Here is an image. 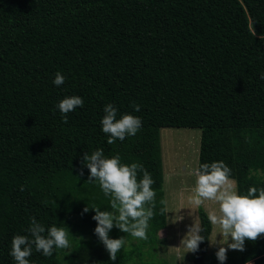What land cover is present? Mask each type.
<instances>
[{
    "label": "trees",
    "instance_id": "1",
    "mask_svg": "<svg viewBox=\"0 0 264 264\" xmlns=\"http://www.w3.org/2000/svg\"><path fill=\"white\" fill-rule=\"evenodd\" d=\"M57 71L59 87L51 83ZM259 72L264 0H0V264H13L10 241L27 234L33 217L67 227L69 247L49 257L33 249L30 264H154L149 250L166 226L161 128L199 129L196 169L223 161L239 194L264 188ZM65 95L84 101L66 122L53 111ZM106 103L117 117L141 118L134 136L107 143ZM97 148L142 165L153 180L146 238L113 227L110 238L125 239L115 261L93 233V207L117 212L83 166ZM197 216L204 240L192 257L200 264L212 225L202 208ZM239 255L242 264H264V234Z\"/></svg>",
    "mask_w": 264,
    "mask_h": 264
},
{
    "label": "clouds",
    "instance_id": "2",
    "mask_svg": "<svg viewBox=\"0 0 264 264\" xmlns=\"http://www.w3.org/2000/svg\"><path fill=\"white\" fill-rule=\"evenodd\" d=\"M264 80V72L258 73ZM65 76L57 71L51 83L59 87L64 83ZM83 98L78 95H65L53 106V111L60 113L61 119L67 121V114L78 107H83ZM133 111L138 112L140 106L133 104ZM103 116L100 119V130L106 134L107 143L117 139L123 141L126 136H134L142 126L139 116L131 113H121L117 117L118 109L112 103L103 106ZM83 166L88 170V181L97 182L105 197H110L111 208L117 212L100 210L93 207L95 222L94 235L103 244L112 261L116 260V253L125 243L124 236L110 238L109 232L115 227L122 233H129L132 237L145 239L148 222L153 216L151 207H145L155 195L151 185L153 180L150 173L138 163L125 164L121 162L119 154L105 156L103 150L97 148L90 154L83 155ZM142 176L137 178V170ZM195 181L190 197V203L200 206L206 200L215 201L218 208L209 212L208 219L218 225L224 237L227 238V248L220 246L215 252L219 264H224L227 250L244 251L245 241H254L264 234V188L250 187L247 194H239L229 182L230 168L223 161L201 163L195 169ZM81 174H83L81 172ZM85 207L83 212H88ZM65 228L50 225L45 228L34 217L30 220L27 234L14 235L10 241L8 255L13 264H30L27 259L35 249L43 257L53 255L56 249L69 247L68 232ZM201 229L192 224L180 241V247L187 252H194L198 244L204 240L200 235ZM229 240L231 242H229ZM223 244V245H224ZM246 264H251L246 261Z\"/></svg>",
    "mask_w": 264,
    "mask_h": 264
},
{
    "label": "rangeland",
    "instance_id": "3",
    "mask_svg": "<svg viewBox=\"0 0 264 264\" xmlns=\"http://www.w3.org/2000/svg\"><path fill=\"white\" fill-rule=\"evenodd\" d=\"M199 139L200 130L197 128L159 129L166 226L158 233L162 243L156 249L149 250V261L154 264H195L193 252L186 253L188 250L180 247V241L192 224L199 227L198 208H202L207 215L218 208L217 202L210 200L204 201L200 206L190 203L195 181L194 170L198 161ZM229 182L233 183L236 190L234 180L229 179ZM211 225V249L209 248L200 264H219L215 252L227 242L219 226L212 223ZM135 240L138 238L132 241ZM224 247L227 248V244H224ZM146 253L144 256L148 257ZM224 264H242L239 251L227 250Z\"/></svg>",
    "mask_w": 264,
    "mask_h": 264
},
{
    "label": "crops",
    "instance_id": "4",
    "mask_svg": "<svg viewBox=\"0 0 264 264\" xmlns=\"http://www.w3.org/2000/svg\"><path fill=\"white\" fill-rule=\"evenodd\" d=\"M164 230V229H163ZM211 235V234H210ZM209 238H210V236H209ZM209 242H210V245H211V240H209ZM222 246V245H221ZM224 246V245H223ZM209 248L211 249V246H209V243H208V247H207V251H206V253H205V255L208 253V251H209ZM251 262V264H253V261H250ZM246 264V263H245Z\"/></svg>",
    "mask_w": 264,
    "mask_h": 264
},
{
    "label": "water",
    "instance_id": "5",
    "mask_svg": "<svg viewBox=\"0 0 264 264\" xmlns=\"http://www.w3.org/2000/svg\"><path fill=\"white\" fill-rule=\"evenodd\" d=\"M197 264H199V262H197Z\"/></svg>",
    "mask_w": 264,
    "mask_h": 264
}]
</instances>
